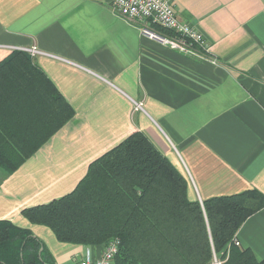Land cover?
Returning a JSON list of instances; mask_svg holds the SVG:
<instances>
[{"label":"crops","instance_id":"obj_1","mask_svg":"<svg viewBox=\"0 0 264 264\" xmlns=\"http://www.w3.org/2000/svg\"><path fill=\"white\" fill-rule=\"evenodd\" d=\"M114 1L0 0V63L37 47L34 64L74 110L15 173L3 179L0 169V220L31 230L56 264H77L89 252L98 258L104 248L61 243L22 211L71 193L95 160L136 132L185 176L190 201L264 194V0H176L178 16L204 34L217 64L144 36L117 16ZM34 98H23L26 118L38 117V103L41 115L56 109L50 96ZM11 115V138L3 143L0 128L1 145L33 148L21 140L29 133L19 130V114ZM237 241L264 260V208Z\"/></svg>","mask_w":264,"mask_h":264},{"label":"trees","instance_id":"obj_2","mask_svg":"<svg viewBox=\"0 0 264 264\" xmlns=\"http://www.w3.org/2000/svg\"><path fill=\"white\" fill-rule=\"evenodd\" d=\"M155 30L164 33L160 28ZM47 95L56 101L52 103L56 109L41 115L38 103L37 118L22 115L23 98L43 99ZM13 111L19 114V130L29 133L21 140L34 143L33 148L10 150L0 141L3 179L15 173L74 116V110L31 55L23 51L13 52L0 63L3 143L11 138L5 121L11 123ZM13 121L16 126V119ZM187 190L185 176L145 134L136 132L95 160L71 193L26 208L22 215L49 228L61 243L105 247L119 240L114 264H264L237 241L241 226L264 208L262 192L248 190L212 198L202 205L190 201ZM0 264L56 262L31 230L0 220Z\"/></svg>","mask_w":264,"mask_h":264},{"label":"built area","instance_id":"obj_3","mask_svg":"<svg viewBox=\"0 0 264 264\" xmlns=\"http://www.w3.org/2000/svg\"><path fill=\"white\" fill-rule=\"evenodd\" d=\"M175 5L176 0H115L113 11L125 21L137 25L144 36L185 55L217 64L210 54L211 47L204 34L193 24L182 21ZM155 28H160L164 33H159ZM28 52L35 56L39 50L33 47ZM141 109L143 104L136 103L135 111ZM119 243V240H115L103 247V254L98 258L89 252L77 264H114Z\"/></svg>","mask_w":264,"mask_h":264}]
</instances>
